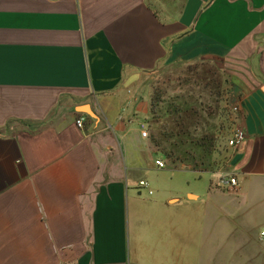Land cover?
Masks as SVG:
<instances>
[{
	"label": "crops",
	"instance_id": "1",
	"mask_svg": "<svg viewBox=\"0 0 264 264\" xmlns=\"http://www.w3.org/2000/svg\"><path fill=\"white\" fill-rule=\"evenodd\" d=\"M201 62L245 140L158 169L153 78ZM262 232L264 0H0V264H264Z\"/></svg>",
	"mask_w": 264,
	"mask_h": 264
},
{
	"label": "trees",
	"instance_id": "2",
	"mask_svg": "<svg viewBox=\"0 0 264 264\" xmlns=\"http://www.w3.org/2000/svg\"><path fill=\"white\" fill-rule=\"evenodd\" d=\"M188 99L181 97L164 106L160 94L151 97L150 143L171 169L212 172L222 129L210 125L205 108Z\"/></svg>",
	"mask_w": 264,
	"mask_h": 264
},
{
	"label": "rangeland",
	"instance_id": "3",
	"mask_svg": "<svg viewBox=\"0 0 264 264\" xmlns=\"http://www.w3.org/2000/svg\"><path fill=\"white\" fill-rule=\"evenodd\" d=\"M225 76V73L220 71L217 66L201 62L159 69L152 84V96L157 93L160 94L164 106L175 99L181 97L188 99L187 97H190L188 100L191 103L203 106L206 113L210 115L207 118L209 124L219 125L222 129V137L217 153L214 155V169L225 166L227 141L233 130L237 128V124L233 123L234 120L231 121L229 117L230 114L232 115V108L235 104L232 103L231 108L228 95L229 81ZM150 134L151 128L148 125L149 137ZM156 157L163 160L167 165L162 156L157 155ZM167 169H169L168 165L164 171Z\"/></svg>",
	"mask_w": 264,
	"mask_h": 264
},
{
	"label": "built area",
	"instance_id": "4",
	"mask_svg": "<svg viewBox=\"0 0 264 264\" xmlns=\"http://www.w3.org/2000/svg\"><path fill=\"white\" fill-rule=\"evenodd\" d=\"M233 110L237 111V108H235ZM84 124H85L84 117L79 116L76 118L75 127L77 129L82 130L84 128ZM140 132H141L142 138H144V139L148 138V129H147L146 124L142 123L140 125ZM245 137H246V135H245V132L242 128H240V127L235 128L232 132L231 137L227 141V147L231 148V149H236V148L240 147L243 144ZM155 165L158 169H163L166 166L162 160H156ZM220 184L224 187L229 188V189H233L237 186V181L232 177H227V178L221 179ZM139 186L141 188H147L148 183L145 181H141V182H139ZM149 194H151V192ZM262 235L264 236V232H262Z\"/></svg>",
	"mask_w": 264,
	"mask_h": 264
}]
</instances>
